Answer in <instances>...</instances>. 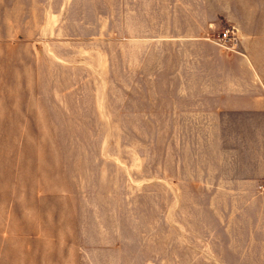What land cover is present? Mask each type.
<instances>
[{"label":"rangeland","instance_id":"obj_1","mask_svg":"<svg viewBox=\"0 0 264 264\" xmlns=\"http://www.w3.org/2000/svg\"><path fill=\"white\" fill-rule=\"evenodd\" d=\"M48 1V23H0V264H264L247 176L264 169V0H239L261 90L233 106L250 108L186 114L134 30ZM237 35L225 51L246 52Z\"/></svg>","mask_w":264,"mask_h":264},{"label":"crops","instance_id":"obj_2","mask_svg":"<svg viewBox=\"0 0 264 264\" xmlns=\"http://www.w3.org/2000/svg\"><path fill=\"white\" fill-rule=\"evenodd\" d=\"M60 5L97 8L98 25L95 18L79 21L88 29H110L118 20L119 29L134 30L137 57L148 58H142L141 68L150 63L152 78L163 79L168 101L178 112L250 108L234 107L233 97L247 98L261 90L245 25L250 18L239 0H62ZM49 6L48 0H0V23L15 24L17 7L28 21L48 23ZM226 25L237 29L246 52L231 53L216 43L217 29ZM224 123L220 119L217 124ZM247 176L264 185V169H252Z\"/></svg>","mask_w":264,"mask_h":264},{"label":"built area","instance_id":"obj_3","mask_svg":"<svg viewBox=\"0 0 264 264\" xmlns=\"http://www.w3.org/2000/svg\"><path fill=\"white\" fill-rule=\"evenodd\" d=\"M237 29L233 25H226L222 28L218 37V45L224 49H235L238 43Z\"/></svg>","mask_w":264,"mask_h":264}]
</instances>
